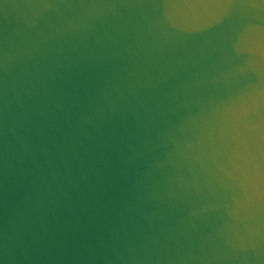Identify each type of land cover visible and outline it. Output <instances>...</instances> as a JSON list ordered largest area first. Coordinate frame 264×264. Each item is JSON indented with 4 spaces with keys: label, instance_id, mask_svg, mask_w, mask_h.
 Wrapping results in <instances>:
<instances>
[{
    "label": "water",
    "instance_id": "obj_1",
    "mask_svg": "<svg viewBox=\"0 0 264 264\" xmlns=\"http://www.w3.org/2000/svg\"><path fill=\"white\" fill-rule=\"evenodd\" d=\"M0 264H264V0H0Z\"/></svg>",
    "mask_w": 264,
    "mask_h": 264
}]
</instances>
